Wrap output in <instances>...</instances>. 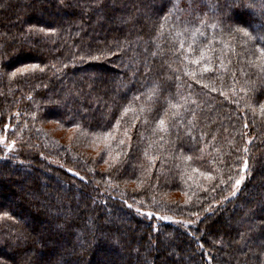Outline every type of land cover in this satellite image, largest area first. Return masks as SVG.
<instances>
[{"label": "trees", "instance_id": "16d2710c", "mask_svg": "<svg viewBox=\"0 0 264 264\" xmlns=\"http://www.w3.org/2000/svg\"><path fill=\"white\" fill-rule=\"evenodd\" d=\"M4 135L0 264H264V0H0Z\"/></svg>", "mask_w": 264, "mask_h": 264}, {"label": "rangeland", "instance_id": "374dc122", "mask_svg": "<svg viewBox=\"0 0 264 264\" xmlns=\"http://www.w3.org/2000/svg\"><path fill=\"white\" fill-rule=\"evenodd\" d=\"M0 144L4 145L5 147L6 146L12 147L11 144L7 145L8 144V141H7L6 135H4V136H2L0 138ZM240 181L242 183L243 179L241 178ZM241 183L239 185H236L235 186L234 190L232 191V195H234L237 192V190H238L239 186L241 185ZM133 207L135 208L136 205H133ZM141 212L144 213V214H146V215H149V216L155 215L156 218H160L159 214L152 213L151 211H148V210H144V211H141ZM162 218H164V219L167 218L168 219V217H162Z\"/></svg>", "mask_w": 264, "mask_h": 264}, {"label": "snow or ice", "instance_id": "6c2138e0", "mask_svg": "<svg viewBox=\"0 0 264 264\" xmlns=\"http://www.w3.org/2000/svg\"><path fill=\"white\" fill-rule=\"evenodd\" d=\"M245 35H247V33H245ZM196 62L199 63V61H196ZM205 70L207 71L208 69L206 68ZM159 123H160V124H163L164 121L161 120V121H159ZM245 167H246V162H245ZM235 183H236V185H239V184L241 183V181H240V180H236Z\"/></svg>", "mask_w": 264, "mask_h": 264}]
</instances>
